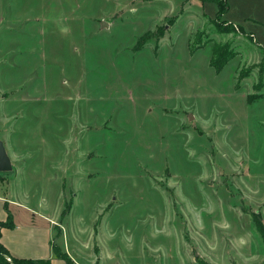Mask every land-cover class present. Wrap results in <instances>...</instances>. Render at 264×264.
Returning <instances> with one entry per match:
<instances>
[{
  "label": "rangeland",
  "instance_id": "obj_1",
  "mask_svg": "<svg viewBox=\"0 0 264 264\" xmlns=\"http://www.w3.org/2000/svg\"><path fill=\"white\" fill-rule=\"evenodd\" d=\"M221 2L241 29L211 0H0L11 187L59 162L70 242L95 218L100 263L264 264V0Z\"/></svg>",
  "mask_w": 264,
  "mask_h": 264
},
{
  "label": "crops",
  "instance_id": "obj_2",
  "mask_svg": "<svg viewBox=\"0 0 264 264\" xmlns=\"http://www.w3.org/2000/svg\"><path fill=\"white\" fill-rule=\"evenodd\" d=\"M102 24L106 25L104 22ZM110 24L111 21L107 23L108 26ZM0 140L2 143L4 142L1 138ZM3 145L6 148V144L3 143ZM9 160L12 164L13 159L9 158ZM58 163L39 164L42 166L41 168L45 169V171L42 170L40 180L36 172H34L36 175L33 179L29 177L27 172L28 181L25 186L30 185L22 194L21 192L16 193L11 187L12 180L20 177L22 165L19 170L16 169V165H12L10 170L13 171L12 175L6 173L1 176L0 174V222L7 221L8 217L14 221L13 227L4 226L0 228V243L12 258L49 259L50 264H69L63 258L56 256L53 247L57 246L67 254L71 264H103L100 263L98 256L101 249L97 246L96 252L93 247L94 244L97 245L95 239L99 236L98 231L101 230V225H99L94 232L92 223L95 218H91L89 224L80 225L76 223L77 234H84L85 236L81 240L74 239L75 242H70L71 234L69 231L73 232L74 229L71 228L74 225L69 226L62 221L69 215L76 194L73 193L69 201V209L64 213L63 203L61 204L63 192L59 188V182L64 181V177L57 176L55 174L56 169L52 168L49 171L45 166L46 164L58 166ZM39 181L43 191H41L42 194L39 195V198H35L32 191H35L33 188L39 185ZM32 201L36 205H31Z\"/></svg>",
  "mask_w": 264,
  "mask_h": 264
},
{
  "label": "trees",
  "instance_id": "obj_3",
  "mask_svg": "<svg viewBox=\"0 0 264 264\" xmlns=\"http://www.w3.org/2000/svg\"><path fill=\"white\" fill-rule=\"evenodd\" d=\"M200 1L204 2L205 0H200ZM211 1H215L218 4V10L215 15L216 21L213 22L215 30L218 33L233 30V29H230L231 27H233L234 29H241V27L238 24L234 25L233 23H230V22H227V25L224 27L223 25L224 21L223 20L219 21L220 19L219 16L227 8V5L221 2V0L219 1L211 0ZM213 48H214V51H213L212 57L214 58L211 59L209 63L211 64V66L214 67L215 71L218 73L222 70V67L226 64V62L233 57V53L232 52L228 53L229 50L226 47L219 48L218 46H214ZM251 214H252V221H253L255 228L258 229L261 232V235L264 237V224L261 220L260 214L257 212H253ZM13 225H14V221H12L11 218L9 217L7 221L0 222V228L4 226L13 227ZM0 249L3 250L5 253H7V251H5L1 243H0ZM53 249L57 257L59 258L61 257L67 263L71 264V261L65 252H63L57 246H54ZM10 259H11V262H6L4 264H50L49 259H45V260L31 259V258L23 259V258H16V257L14 258L10 257ZM202 264H206V263H202Z\"/></svg>",
  "mask_w": 264,
  "mask_h": 264
},
{
  "label": "water",
  "instance_id": "obj_4",
  "mask_svg": "<svg viewBox=\"0 0 264 264\" xmlns=\"http://www.w3.org/2000/svg\"><path fill=\"white\" fill-rule=\"evenodd\" d=\"M11 168H12L11 160H9V157L5 150V146L0 140V171L8 172L11 170Z\"/></svg>",
  "mask_w": 264,
  "mask_h": 264
}]
</instances>
